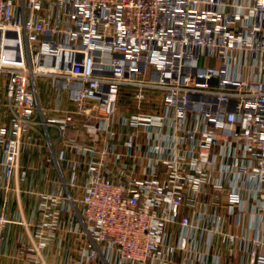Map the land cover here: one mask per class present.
I'll list each match as a JSON object with an SVG mask.
<instances>
[{"label":"built area","instance_id":"obj_1","mask_svg":"<svg viewBox=\"0 0 264 264\" xmlns=\"http://www.w3.org/2000/svg\"><path fill=\"white\" fill-rule=\"evenodd\" d=\"M33 143L60 178L44 227L77 210L87 239L62 264H219L196 252L226 221L211 195L261 217L227 240L264 264V0H0L7 182Z\"/></svg>","mask_w":264,"mask_h":264},{"label":"crops","instance_id":"obj_2","mask_svg":"<svg viewBox=\"0 0 264 264\" xmlns=\"http://www.w3.org/2000/svg\"><path fill=\"white\" fill-rule=\"evenodd\" d=\"M48 156L49 150L46 148L34 143L27 144L20 156L18 173L7 182V170L2 162L0 147V264H34L36 255L30 248L42 241L43 234L52 238L46 242L43 253L49 264H62L68 255L76 258L79 250L86 245V237L76 232L72 223L80 222L77 210L58 212L61 221L58 230L44 227V223L49 221L46 216L55 210L43 209L44 197L54 196L60 189L58 170L47 162ZM203 199L209 204L211 213L217 211L226 221L217 239L210 242L206 238L197 242L196 252H210V258H220L219 264H252L253 244L248 241L243 245L239 240L230 243L227 236L236 237L241 230H251L249 235L253 236L255 231L250 228L260 226L261 217L252 219V216L247 215L245 226L241 228L237 225L236 216L230 218L223 208L213 205L215 196ZM185 213L189 215L191 212L186 209ZM168 230L174 239L181 232L179 225L169 226ZM185 257L186 253L179 251L176 262L180 263Z\"/></svg>","mask_w":264,"mask_h":264}]
</instances>
